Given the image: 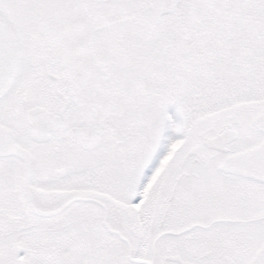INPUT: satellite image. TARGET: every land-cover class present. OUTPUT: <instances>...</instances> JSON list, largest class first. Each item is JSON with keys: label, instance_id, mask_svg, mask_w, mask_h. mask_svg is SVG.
I'll use <instances>...</instances> for the list:
<instances>
[{"label": "snow or ice", "instance_id": "6c2138e0", "mask_svg": "<svg viewBox=\"0 0 264 264\" xmlns=\"http://www.w3.org/2000/svg\"><path fill=\"white\" fill-rule=\"evenodd\" d=\"M0 264H264V0H0Z\"/></svg>", "mask_w": 264, "mask_h": 264}, {"label": "rangeland", "instance_id": "374dc122", "mask_svg": "<svg viewBox=\"0 0 264 264\" xmlns=\"http://www.w3.org/2000/svg\"><path fill=\"white\" fill-rule=\"evenodd\" d=\"M167 111L174 121H178L179 117H178L175 105H170ZM170 132L171 130H166L165 135L170 134Z\"/></svg>", "mask_w": 264, "mask_h": 264}]
</instances>
